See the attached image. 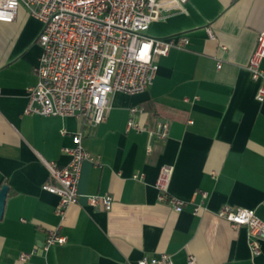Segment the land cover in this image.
I'll list each match as a JSON object with an SVG mask.
<instances>
[{"label":"crops","instance_id":"obj_1","mask_svg":"<svg viewBox=\"0 0 264 264\" xmlns=\"http://www.w3.org/2000/svg\"><path fill=\"white\" fill-rule=\"evenodd\" d=\"M41 30L24 6L15 21L0 22V191L9 187L0 264H138L162 254L173 264L190 256L198 264H264V239L253 257L247 229L217 215L230 205L255 210L264 222V102L247 69L264 32V0H190L182 8L160 0L147 35L189 44L155 58L159 69L146 92L111 94L107 120L96 126L26 113ZM130 120L146 130L129 128ZM161 121L170 123L166 140L157 138ZM79 132L94 160L84 161L77 203L62 221L59 197L43 189L45 163L67 165L63 149ZM163 167L171 169L169 193L182 201L181 212L159 201ZM93 195H111L112 209L92 207ZM58 227L66 244L45 251Z\"/></svg>","mask_w":264,"mask_h":264},{"label":"built area","instance_id":"obj_2","mask_svg":"<svg viewBox=\"0 0 264 264\" xmlns=\"http://www.w3.org/2000/svg\"><path fill=\"white\" fill-rule=\"evenodd\" d=\"M160 0H0V22H13L20 6L42 24L38 38L42 54L34 72L38 83L27 90L26 113L41 117H73L84 125H100L110 111L109 98L113 93L133 96L146 92L157 75V56H167L173 48L189 44L185 37L156 39L147 35L156 18ZM190 0H170L183 7ZM209 37L216 36L207 29ZM264 32L259 34L256 49L248 63V71L259 82L256 98L264 102ZM221 63L218 64L220 69ZM1 94V93H0ZM132 113L142 112L134 107ZM129 128L145 131L133 120ZM170 123L158 124L157 138L166 140ZM65 134V132H63ZM83 133L73 135V146L63 149L70 157L65 166L45 163L50 181L43 189L59 197L56 215L65 220L69 207L77 203L78 185L84 161H93L82 144ZM171 169L163 167L156 181L159 201L169 204L177 212L183 203L169 193ZM137 179L138 177L135 176ZM207 196L206 193L203 194ZM92 207L100 205L110 211L114 199L111 195L88 197ZM198 209H196V212ZM217 215L234 228L247 229L249 247L253 257L262 253L264 222L255 210L223 206ZM61 228L50 230L44 250L64 245L67 239ZM29 254H22L26 262ZM138 264H173L168 254L159 258L142 259ZM188 264H198L190 256Z\"/></svg>","mask_w":264,"mask_h":264},{"label":"water","instance_id":"obj_3","mask_svg":"<svg viewBox=\"0 0 264 264\" xmlns=\"http://www.w3.org/2000/svg\"><path fill=\"white\" fill-rule=\"evenodd\" d=\"M8 193H9V187L3 186L0 191V220L3 218L4 215L5 204L7 201Z\"/></svg>","mask_w":264,"mask_h":264}]
</instances>
